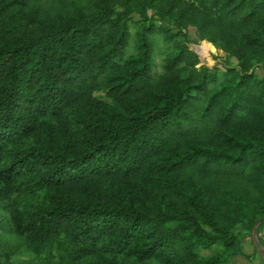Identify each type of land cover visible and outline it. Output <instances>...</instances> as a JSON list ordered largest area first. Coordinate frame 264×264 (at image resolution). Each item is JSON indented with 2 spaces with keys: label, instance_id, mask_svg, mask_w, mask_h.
Returning <instances> with one entry per match:
<instances>
[{
  "label": "trees",
  "instance_id": "1",
  "mask_svg": "<svg viewBox=\"0 0 264 264\" xmlns=\"http://www.w3.org/2000/svg\"><path fill=\"white\" fill-rule=\"evenodd\" d=\"M263 218L264 0H0V264H229Z\"/></svg>",
  "mask_w": 264,
  "mask_h": 264
},
{
  "label": "rangeland",
  "instance_id": "2",
  "mask_svg": "<svg viewBox=\"0 0 264 264\" xmlns=\"http://www.w3.org/2000/svg\"><path fill=\"white\" fill-rule=\"evenodd\" d=\"M132 32L134 33V29H132ZM134 36V34H133ZM189 38L191 40V42L189 43L191 49H193L201 58L202 63L201 64H206L209 67H214V66H219L220 68H223V66H225L226 63V54L224 51H222L221 49L216 48L212 43L204 40V41H200L198 40L197 34H196V30L195 28L191 27L189 29ZM134 38L131 41L130 47L128 49V53H134L135 49H134ZM208 43V44H206ZM212 45V47H210L209 45ZM161 57L157 55L156 57V61H157V70L158 72L161 71ZM234 62V61H233ZM261 236H263L264 238V229L261 231L260 233ZM242 246H243V251L245 254L248 255V257L245 256H241L244 257L248 260L251 259H255L257 256H260V259L263 260V264H264V252L262 251V249L260 247L257 246L256 241L253 237H246L243 242H242ZM211 251H203V254L207 255L210 254ZM262 256V257H261ZM237 257V256H236ZM236 257L232 258L229 261V264H232L233 262H235ZM259 258V257H258ZM246 264H252L248 261H246Z\"/></svg>",
  "mask_w": 264,
  "mask_h": 264
},
{
  "label": "crops",
  "instance_id": "3",
  "mask_svg": "<svg viewBox=\"0 0 264 264\" xmlns=\"http://www.w3.org/2000/svg\"><path fill=\"white\" fill-rule=\"evenodd\" d=\"M245 260L248 261V262H250V263H252V264H263V260L260 259V256H257L254 260L253 259L248 260V259H246L244 257L237 256L236 259H235V262H233L232 264H246Z\"/></svg>",
  "mask_w": 264,
  "mask_h": 264
},
{
  "label": "water",
  "instance_id": "4",
  "mask_svg": "<svg viewBox=\"0 0 264 264\" xmlns=\"http://www.w3.org/2000/svg\"><path fill=\"white\" fill-rule=\"evenodd\" d=\"M261 222H264V218H263V219H260V220L257 222V226H258ZM256 234H257V230L255 229L254 232H253V236H254V239H255L256 244H257Z\"/></svg>",
  "mask_w": 264,
  "mask_h": 264
}]
</instances>
